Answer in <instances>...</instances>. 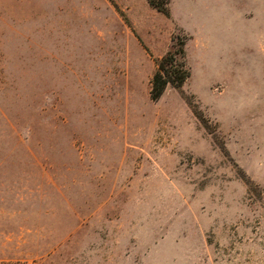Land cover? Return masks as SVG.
I'll return each mask as SVG.
<instances>
[{
  "label": "rangeland",
  "instance_id": "obj_1",
  "mask_svg": "<svg viewBox=\"0 0 264 264\" xmlns=\"http://www.w3.org/2000/svg\"><path fill=\"white\" fill-rule=\"evenodd\" d=\"M0 264H264V0H0Z\"/></svg>",
  "mask_w": 264,
  "mask_h": 264
},
{
  "label": "trees",
  "instance_id": "obj_2",
  "mask_svg": "<svg viewBox=\"0 0 264 264\" xmlns=\"http://www.w3.org/2000/svg\"><path fill=\"white\" fill-rule=\"evenodd\" d=\"M181 45H184L182 42ZM178 53H171L168 58H167V63L171 65V73L178 79L179 82H184L186 79L189 77L188 70L185 68L184 62H179L178 64V59L177 55ZM179 54L184 58L185 57V50L182 47ZM169 84L168 79L166 78L163 73L158 72L155 74L153 81H152V99L154 101L159 100L164 92L167 89V86Z\"/></svg>",
  "mask_w": 264,
  "mask_h": 264
}]
</instances>
